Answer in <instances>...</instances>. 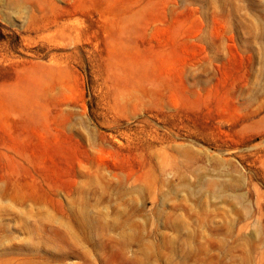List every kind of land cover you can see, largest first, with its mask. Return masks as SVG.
Here are the masks:
<instances>
[{
	"label": "rangeland",
	"instance_id": "rangeland-1",
	"mask_svg": "<svg viewBox=\"0 0 264 264\" xmlns=\"http://www.w3.org/2000/svg\"><path fill=\"white\" fill-rule=\"evenodd\" d=\"M0 264H264V0H0Z\"/></svg>",
	"mask_w": 264,
	"mask_h": 264
}]
</instances>
